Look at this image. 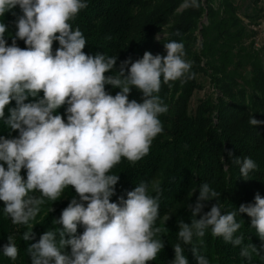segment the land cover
I'll return each instance as SVG.
<instances>
[{"label":"clouds","instance_id":"1","mask_svg":"<svg viewBox=\"0 0 264 264\" xmlns=\"http://www.w3.org/2000/svg\"><path fill=\"white\" fill-rule=\"evenodd\" d=\"M16 6L22 15L15 21L17 31L10 46L5 34L11 37L12 33L0 20V120L19 133L18 138L0 136V201L5 215L14 225L26 228L22 239L29 241L34 239L33 222L46 202H55L66 189L74 188L76 196L59 219L53 220L62 227L46 231L28 246L31 264H148L164 247L161 233L167 231L156 226L161 184L141 181L127 192V199L110 202L119 181L118 175L110 173L122 159L131 164L143 159L164 131L159 117L168 107L158 95L161 84L171 86L170 82L195 76L191 63L184 59V44L164 43L166 55L146 51L131 62L127 75L123 67L115 75H106L114 69L117 57L85 54L86 39L70 23L87 8V0H0V18ZM179 7L186 10L200 4L199 0H183ZM17 39L26 48L17 46ZM54 41L60 47L53 55ZM105 85L120 91L113 96ZM132 87L143 94L142 103L129 101ZM29 96L33 101L25 103ZM12 101L16 106L5 118ZM64 105L67 122L54 114ZM260 123L249 118L250 125ZM235 163L245 180L257 169L251 158ZM22 169H26V180ZM220 195L208 183L199 186L195 205H189L191 223L179 221L173 264H188L182 245L192 246L198 264H210L201 252L209 229L213 237L239 246L244 260L259 257L255 245L245 244L244 235H237L243 226L237 216L246 213L251 217V227L264 242V198L257 194L254 204L222 214ZM213 199L217 203L197 219L203 202ZM169 218L165 215L163 222ZM81 225L84 231L77 235ZM8 241L3 255L15 261L19 255L15 236L9 235ZM69 246L70 255L64 252Z\"/></svg>","mask_w":264,"mask_h":264},{"label":"trees","instance_id":"2","mask_svg":"<svg viewBox=\"0 0 264 264\" xmlns=\"http://www.w3.org/2000/svg\"><path fill=\"white\" fill-rule=\"evenodd\" d=\"M211 1L199 0V8L175 12L183 0H87V8L82 9L70 21L73 29L78 27L86 39L83 49L85 54L117 57L114 69L106 75H115L122 67L127 75L131 62L141 59L146 51L153 55H166L164 43L171 41L184 44V59L191 63L190 72L195 74L191 80L184 77L170 82L171 86L161 84L158 95L168 107L167 113L159 117L164 131L154 139L149 154L143 159L135 164L122 159L110 173L119 176L110 202L119 203L121 197L127 199V192L134 190L141 181H159L161 184L160 218L157 219L156 226L167 231L161 233L164 247L156 259L148 264H173V246L178 242L179 221L191 223L189 205H195L202 183H208L221 194L219 201L223 205L222 214L238 210L242 204H254L257 194L264 198V66L257 53L250 51L248 54H240L243 48L239 39L244 36L245 31L236 16L238 9L235 4L231 0H222L216 9ZM258 1L249 0L248 3L256 4ZM205 11L209 23L200 29L203 38L201 48L192 47L195 42L193 32L198 28ZM241 12L244 13L245 10ZM19 15L22 12L16 6L0 18L7 25L8 32L12 33L11 37L8 33L5 34L9 46L17 31L15 21ZM167 20L169 25L166 36L155 43L154 33ZM177 31L180 35H176ZM16 43L17 46L26 48L24 41L17 39ZM59 47V42L54 41L53 55ZM124 61L129 63L125 65ZM245 66L249 68L248 77L238 73V69ZM200 72L208 76L220 96L215 101L211 98L200 101L193 115H190L188 104L193 91L200 87L196 81V75ZM105 90L113 96L120 91L111 85H105ZM178 91L179 95L174 97ZM39 96L42 98L43 93ZM221 97H227L228 101ZM33 99L29 96L25 103L32 102ZM128 99L142 103L143 94L132 87ZM15 106V101H12L6 107L5 118L9 115V109ZM66 108L67 105H64L54 113L61 115L65 122ZM212 112H216V125L211 122ZM251 116L261 123L250 125ZM0 136L18 138L19 133L8 129L0 120ZM229 152L232 153L231 157ZM246 157L257 164V169L249 174L247 180L240 177V165L235 163L236 159L242 162ZM223 165L227 167L226 170ZM21 175L26 180V169L21 170ZM74 196V188L69 187L59 200L46 202L33 222L34 239L29 241L22 239L26 228L12 223L11 218L3 211L4 202L0 201V264H31V258L27 254L28 246L38 242L46 231L62 227L54 225L53 220L59 219L62 210ZM203 203L205 206L197 219L210 211L217 200ZM50 207L53 209L51 212ZM165 215L170 216L166 223L163 222ZM237 220L243 221L237 235H244L245 244L255 245L259 250V257L254 256L252 261L244 260L239 256V246L226 244L222 237H213L209 229L203 238L201 252L209 259L210 264H264V260L260 258L264 257V242L251 227L252 218L246 213H240ZM83 231V226H78L77 235ZM9 235L15 236L19 249L15 261L3 255L4 246L9 243ZM182 246L188 264H198L192 246ZM64 252L70 255V246Z\"/></svg>","mask_w":264,"mask_h":264},{"label":"rangeland","instance_id":"3","mask_svg":"<svg viewBox=\"0 0 264 264\" xmlns=\"http://www.w3.org/2000/svg\"><path fill=\"white\" fill-rule=\"evenodd\" d=\"M221 1L222 0H212L211 2L213 7L217 9L218 4H220ZM231 1L235 4V6L238 9V13L236 16L240 19L241 21L240 24L245 31L244 36L241 39H239L241 42L240 45L243 48L242 49L243 51H241L240 54L241 55H244L246 53L248 54V52L250 51L255 52L257 53L258 59L260 60L261 64L264 66V42L262 40H259L258 42L255 43L254 37L256 35V32L253 30L252 27L264 21V0H259L256 4H250V5L248 3L249 0H231ZM181 10L182 9L178 7L175 10V12H180ZM241 10H245V12L242 13ZM220 11L221 9L219 8L218 12ZM169 20H167V22H164L163 24H160L158 29L154 33L153 40L155 43H159L166 36ZM208 23H209V18L207 16V12L205 11L201 15L200 21L198 23V28L193 32V35L195 36V42H194V46L192 47L201 48V43L203 38L200 34V29L204 25H208ZM157 36H159V39H157ZM249 43H251V46H249ZM238 73L242 74L245 77H248L249 68L247 66L243 68H239ZM196 81L198 82L200 87L193 91L192 96L190 98L188 104V113L190 115H193L194 110L200 101H203L208 98H211L212 100L215 101L220 96V92H218L216 88L212 86L208 76L205 75L204 73L202 72L198 73L196 75ZM177 95H179V91L176 92L174 97H176ZM221 98L225 101H228L227 97H221ZM211 119L213 125H216L217 124L216 112L211 113ZM223 169L226 170L227 167L223 165Z\"/></svg>","mask_w":264,"mask_h":264},{"label":"built area","instance_id":"4","mask_svg":"<svg viewBox=\"0 0 264 264\" xmlns=\"http://www.w3.org/2000/svg\"><path fill=\"white\" fill-rule=\"evenodd\" d=\"M252 27L253 30L256 32V35L254 37L255 43L259 40H262L264 42V21Z\"/></svg>","mask_w":264,"mask_h":264}]
</instances>
